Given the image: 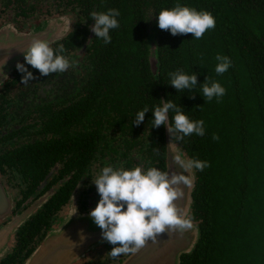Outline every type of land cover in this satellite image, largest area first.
I'll return each mask as SVG.
<instances>
[{"label": "trees", "instance_id": "obj_1", "mask_svg": "<svg viewBox=\"0 0 264 264\" xmlns=\"http://www.w3.org/2000/svg\"><path fill=\"white\" fill-rule=\"evenodd\" d=\"M28 1L33 0H7L3 5L12 4L25 16L26 10L34 12L30 4L25 6ZM34 1L46 4L47 10L44 15L37 13L33 21L37 24L28 33L48 17L65 19L67 32L50 47L55 51L63 45L62 54L75 62L64 74L39 76L28 83L33 90L38 85L58 88L52 98L47 95L42 107L35 104L39 119L35 134L51 138L37 141L36 156L28 160L32 166H42L44 158L50 163L60 161L64 167L57 171L58 179L70 174L47 206L58 212L81 178L91 177L94 164L125 170L155 167L165 172L166 147H176L185 160L210 165L203 171L191 169L193 182L184 218H191L194 235L190 249L178 256V264H264V0ZM176 4L210 12L215 28L200 39L160 30L157 15ZM109 9L119 10L120 26L110 30L111 42L105 44L90 30L95 23L90 13ZM19 26L14 28L21 32ZM218 54L231 61L222 75L215 72ZM177 70L197 75L192 91L177 92L170 86L169 73ZM206 77L209 84L218 82L226 89L219 102L202 97L200 84ZM161 100L174 101L192 121L203 120L205 135L193 134L179 144H169L164 126L152 128L151 112L139 126L132 124L138 111L145 107L152 111L162 105ZM174 114L169 111V122ZM213 134L219 140L214 141ZM77 204L84 212L83 197ZM44 213L35 220L48 229V211ZM25 230L27 239L37 232L36 227ZM29 251L25 260L33 252Z\"/></svg>", "mask_w": 264, "mask_h": 264}, {"label": "clouds", "instance_id": "obj_2", "mask_svg": "<svg viewBox=\"0 0 264 264\" xmlns=\"http://www.w3.org/2000/svg\"><path fill=\"white\" fill-rule=\"evenodd\" d=\"M120 12L109 9L107 12H92L91 19L95 22L90 29L96 39H102L105 44L111 42L110 30L118 29ZM160 30L168 31L172 36L191 34L192 38L200 39L204 33L216 26L215 18L210 12L197 11L193 8L176 4L172 9L161 10L156 17ZM65 49L60 45L55 51L46 40H33L22 52L24 64L17 63L16 69L22 73L21 83L27 84L34 79L32 72L25 64L47 77L52 73H63L75 65L62 53ZM215 72L222 75L231 67V61L226 56L217 55ZM7 62V57L0 61V69ZM0 75H3L0 72ZM170 86L177 92L192 91L197 86V75L185 74L181 70L169 73ZM206 77L202 86V97L206 101L219 99L226 94V89L218 82H208ZM161 106L152 111L148 107L138 111L132 124L139 126L145 119V114L152 113V128L164 126L170 137V143L179 144L186 137L205 135L204 121H192L184 111L172 100H161ZM175 114L169 122V111ZM167 124V126H165ZM214 141L219 137L213 134ZM154 151H158L154 149ZM174 163L182 172H162L155 167L144 170L137 166L130 170L114 169L106 166L94 182L100 199L94 209L88 213L92 222L101 230V239L112 245L111 257H117L138 250L145 246L149 239L165 233L166 230H185L193 227L191 218H181L180 210L175 201L180 198V186H190L192 179L186 176L188 170L203 171L209 167L207 161L196 159L185 160L182 153L173 157ZM80 241L86 237L78 233Z\"/></svg>", "mask_w": 264, "mask_h": 264}, {"label": "flooded vegetation", "instance_id": "obj_3", "mask_svg": "<svg viewBox=\"0 0 264 264\" xmlns=\"http://www.w3.org/2000/svg\"><path fill=\"white\" fill-rule=\"evenodd\" d=\"M20 64H24V61ZM68 71L70 67L65 72ZM14 72L5 81L7 82L5 86L0 85V230L9 228L13 231V235L4 248L2 243L6 241V237L2 236L0 241V264H22L26 258L25 253L29 251L27 249L34 251L44 236L55 229L58 220L61 219V217L56 219L57 214H61L62 210H68L72 206V196L75 194L74 204L82 201L79 188L86 180L85 177L81 178L77 186L71 190L67 202L58 212L52 208L53 206H47L57 188L70 179V174L58 179L57 171L64 167L60 161L50 163L47 158H44L42 166H32L29 163L32 161L31 155L36 156L37 149H34L36 142L41 139L47 141L51 138V135L35 134L39 123L35 104L42 107L48 101L47 95L50 93V98H52L51 96L58 88L38 85L36 90H33L32 86H28L29 82L27 84L20 82L22 77L17 69ZM32 74L34 78L40 75L37 70L32 71ZM16 78L17 80L14 81ZM17 85L21 89L14 91L13 87ZM53 108L54 104H51V109ZM46 150L52 151L53 149ZM80 206L81 204L75 208L74 212L79 214ZM45 211H48L45 216L48 229L35 220L39 214H46ZM82 213H87L86 204L85 211ZM35 227L37 232L31 239H27L28 232L25 229L31 230ZM23 245L26 246L23 247ZM86 263L89 262L85 259L82 263L79 261L75 264Z\"/></svg>", "mask_w": 264, "mask_h": 264}, {"label": "water", "instance_id": "obj_4", "mask_svg": "<svg viewBox=\"0 0 264 264\" xmlns=\"http://www.w3.org/2000/svg\"><path fill=\"white\" fill-rule=\"evenodd\" d=\"M43 24H47V21ZM38 30L40 28L35 29V31ZM32 33L31 31L27 34H21L14 31L10 33L12 36L6 42L0 39V61L7 57L6 64L0 69V72L3 73V75H0V84L6 78V75L16 68L18 61H24L21 51L26 49L33 40L41 39L49 43L47 34L33 37ZM13 62H16L14 66L9 67ZM153 66L154 63L151 61L152 70H154ZM177 153L179 152L174 147H166L165 172L170 174L182 172L173 161V157ZM186 172L184 174L192 179L191 170ZM191 187L192 184L190 186L181 185V196L175 201L176 207L180 210L181 218H184L188 209V193ZM191 229L166 230L165 233L156 236L154 240H147L144 247L133 252L121 264H178V256L183 252H187V249L189 250L192 245L194 233ZM78 233L86 237L83 242L80 241ZM59 235L61 236L54 241L52 240V238ZM48 236L50 238L45 237L23 264H70L72 259H75L85 250L98 244L108 243L101 239V230L92 222L88 214L75 215V212L68 216L64 223L54 232H50Z\"/></svg>", "mask_w": 264, "mask_h": 264}, {"label": "rangeland", "instance_id": "obj_5", "mask_svg": "<svg viewBox=\"0 0 264 264\" xmlns=\"http://www.w3.org/2000/svg\"><path fill=\"white\" fill-rule=\"evenodd\" d=\"M6 1L7 0H0V39L4 42H6L7 40H9L11 38L12 34H10V33L14 32V31L16 32V29L14 28L15 25L20 27L19 25L22 24L23 30L21 32L17 31V33L27 34L28 33L27 30L31 26H33V24H34L33 21L38 19L37 13L39 15H44V11L47 10L46 4L40 5L39 2H35L34 0L32 2L28 1V4H26L25 6H28L29 4L31 7L33 6L34 12L33 13L27 12V10H26L24 12V14H26V13L27 14L25 16H22L19 14V9L15 8L12 4H9L7 6L3 5V4H7ZM30 17H31V19H29ZM43 18H46V17L44 16ZM49 18L50 17L47 18L48 19L47 24H43L42 26L40 25L41 26L40 30H38V31L34 30L33 31L31 29L30 31L33 32L32 33L33 37H38L42 34H47L48 35L47 40L49 41V45H51L52 42L54 44L55 40L60 39L62 36L65 35V33L68 30L69 23H68V21H66L63 18H59V19H49ZM48 21L51 22V24H49ZM36 24L37 23H35L34 26H36ZM16 62L11 63V65L9 67L14 66V64ZM19 62L21 63V61H18V63ZM15 69H13L10 74L6 75V78H4L2 83L7 81L9 79V77H11V75L15 71ZM38 77H35L34 79H36ZM20 89L21 88L19 85L13 87L14 91H17ZM174 148L179 152V150L176 147H174ZM110 166L112 167V165H110ZM98 168L101 169L102 166H97L96 164H94L92 166L91 177L90 178L87 177L86 180H84L82 182V185L79 188V193L82 194L83 199H87V201H86L87 213H82V214L79 213L78 214V212L77 213L75 212V215L88 214L90 210L95 208L97 202L100 199L99 195L97 194L95 185L92 183L95 181V179L97 178V176L101 172V171H97ZM186 175H187V172H186ZM74 198H75V194L72 196L73 203H72V206L70 207L72 209L69 210L70 209L69 208L68 210H65V211L62 210L61 214H57L56 219H58L60 217H61V219L58 220L55 229L49 231L44 236V238L45 237L50 238V236H48L49 233L52 231L54 232L58 227H60L64 223V221L67 219L68 216H70L71 214L74 213L75 208L78 206L77 202H76V204H74ZM5 230H6V232H4ZM5 230L4 229L0 230V241L2 240V236L6 237V241H4L2 243L3 248L8 243V240L10 239L11 235H13V231L9 230V228H5ZM55 233H57V232H55ZM60 236L61 235H59L55 238H52V240L54 241L55 239H57ZM112 247L113 246L110 245L109 243L98 244L97 246L95 245L91 249L89 248L88 250H85L84 252L80 253V255L77 256L75 259H72L71 262L73 261V263L70 262V264H75L79 261H80V263H82L85 259L89 262L86 264H117L118 261L125 258L128 253L121 254L117 257H111L109 252L112 250Z\"/></svg>", "mask_w": 264, "mask_h": 264}, {"label": "crops", "instance_id": "obj_6", "mask_svg": "<svg viewBox=\"0 0 264 264\" xmlns=\"http://www.w3.org/2000/svg\"><path fill=\"white\" fill-rule=\"evenodd\" d=\"M105 244V243H104ZM90 252V251H89Z\"/></svg>", "mask_w": 264, "mask_h": 264}]
</instances>
